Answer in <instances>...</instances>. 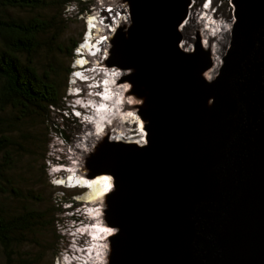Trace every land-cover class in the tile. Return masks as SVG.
<instances>
[{
	"label": "water",
	"instance_id": "95a60500",
	"mask_svg": "<svg viewBox=\"0 0 264 264\" xmlns=\"http://www.w3.org/2000/svg\"><path fill=\"white\" fill-rule=\"evenodd\" d=\"M233 2L217 88L209 55L180 48L189 0L137 4L125 58L107 66L138 68L162 97L148 143H121L102 170L117 189L115 264H264V4Z\"/></svg>",
	"mask_w": 264,
	"mask_h": 264
},
{
	"label": "rangeland",
	"instance_id": "374dc122",
	"mask_svg": "<svg viewBox=\"0 0 264 264\" xmlns=\"http://www.w3.org/2000/svg\"><path fill=\"white\" fill-rule=\"evenodd\" d=\"M48 1L54 3L53 6L48 7L44 11V14L47 16L56 15L60 19L62 34L59 45L55 46L53 50L44 47L40 51L36 64L39 68H46L47 70L54 69V67L61 69L59 84L61 86L62 100L56 110L54 108L50 109L49 120L43 123L40 122V125H37L33 131L30 128L36 124L35 121L29 120L25 123L24 129L30 131H23V134H25L24 138H27V135L31 137L29 141L17 134L9 136L11 141L17 142V146L8 151V153L0 155V165L3 162V156L5 159L11 160L13 166L4 173V177L12 181L11 185L17 192L20 191L21 196L15 197L9 192L3 193L0 195V203L9 212H20L25 207L41 212L48 217L41 224V227L27 234L26 239L13 248L12 252L15 262L27 259L34 264H88L93 256L90 254L92 250L87 251V249L94 238L91 237V233L86 231L95 227L90 225L92 222L103 224L104 221L111 224V229L108 228L109 234L103 237L104 240L109 238L108 240L111 241L113 234L117 236L118 230L112 225L113 211L117 210V189L109 192L106 196L99 197L94 202V205L101 204V202L106 204L108 209L103 211L101 210V205L93 207L94 205L89 206L87 204V197L91 192L90 188L73 187L72 182L66 181L65 183L63 180L73 173H75L73 177H89L92 179L102 174L101 169L107 167L116 151L121 149L120 145L123 142L140 146L146 145L148 143V131L154 123V119H157L156 107L162 97L156 90L151 88V83L149 82H144L142 86H138L135 78L142 75V71L138 68L123 69V71L115 68L116 72L114 73L119 76L113 84V88L117 82L119 91H127L126 100L130 101L129 105L131 108L123 112L126 103L124 100H119L118 103H115L117 106L116 111L115 107L109 108L108 105L104 107L102 106L103 103H99L100 108L98 110L93 106L94 104H89V106L86 104V110L75 114L74 110L78 105L73 102V96L70 94L74 92L73 89H70L71 76L69 75L66 78V75L68 69L72 70L75 61L74 56L76 55L75 52L73 57H71L68 55V51L75 44L78 45L84 41L85 34L89 29L88 16H84L85 11L83 13L82 9L87 8L90 14H99L106 18L105 28H111L109 24H116L114 28L116 31L111 32L112 36L108 35V41L112 44L111 49L113 51L115 49L118 50V53H114L112 60L108 61L106 66L109 67V65L113 66L116 62L113 58L118 57V61L125 58L119 55V50L127 42L132 43L131 33L136 30L132 23V12L135 6L144 0H117L118 4H115L114 0H106V2L103 0H91L88 7L85 3L81 5L73 3L74 0ZM189 1L191 4L184 25L190 22L191 11L197 8L195 17L200 26L196 32L191 33V42L181 34L182 42L180 48L182 52L191 54V52H198V46H200L202 51L211 58L210 63L207 65L210 71H213L218 64L212 58H215V56L219 59L221 58L222 64L216 70L217 73L214 74L212 80H207L208 84L217 88L220 85L222 68L233 40L236 7L233 0ZM261 3L264 4V0H261ZM110 9H113V11L107 13V10ZM222 11L226 13L225 17L219 16ZM213 16H217L223 22L222 30L221 28L210 29L209 22L215 21L211 20ZM120 18H123V21ZM92 24H94V21ZM227 29L231 30L230 36L229 34L225 35L226 31H228ZM105 46L108 47V45ZM88 48L92 49L90 46ZM211 49H214L213 54ZM124 72H126L125 76H123ZM103 76L105 77V75ZM120 85L126 88L120 89ZM79 86L83 88V92L86 91V86L81 84ZM90 97L93 98V96ZM133 97L138 98L137 106L139 109L133 108ZM112 98L106 101H111L113 100ZM90 102H93V100ZM102 109H107L105 116L101 115ZM0 115L5 120H8L11 112L8 109L4 113H0ZM132 117L134 119L131 121L129 130L133 131H127L129 132L128 135H124V133L115 134V132H118L116 131L115 122L118 120L123 123L126 119L128 120ZM135 122L137 123L135 124ZM88 124L94 127L95 131L91 133H93V138L96 140L93 144L81 145V148L86 150L87 154L91 153L92 155L83 157L75 150V144ZM55 128L62 131L63 134H57L54 131ZM35 135L41 140L40 142L32 139ZM140 140H144V143H140ZM59 163L62 167L57 166ZM59 172H61L59 175L61 181H56L55 177L58 176L57 173ZM111 178L113 180V177ZM2 187L5 186L2 185ZM10 189L8 188L7 191H10ZM93 211H96V213H93ZM103 216L105 220L101 218ZM112 242L115 248L114 240ZM116 259L117 251L115 248L107 261L109 264H115ZM99 260L98 263L102 262L103 258L101 257ZM6 263V254L0 249V264Z\"/></svg>",
	"mask_w": 264,
	"mask_h": 264
},
{
	"label": "trees",
	"instance_id": "16d2710c",
	"mask_svg": "<svg viewBox=\"0 0 264 264\" xmlns=\"http://www.w3.org/2000/svg\"><path fill=\"white\" fill-rule=\"evenodd\" d=\"M90 2L73 1L80 5L85 3L87 7ZM53 3L48 0H0V113L8 109L11 112L8 120L0 115V155L17 146V142L11 141V134L24 138L23 131H33L40 122L48 121L50 109L56 110L61 103V69L54 67L47 70L36 64L37 56L44 47L53 50L60 42V19L56 15L44 14ZM84 11L87 13L88 9H82ZM78 45L68 51L69 56L73 57ZM72 72L68 69L66 78ZM29 120L36 124L30 130L24 129ZM54 131L63 134L57 128ZM30 138L27 135L24 139L29 141ZM32 139L41 141L36 135ZM12 166L11 160L3 156L0 195L9 192L20 197V191L17 192L11 185L12 181L4 177ZM8 188H11L10 191H7ZM47 219V215L25 207L20 212H9L0 203V249L6 254V264H34L27 259L15 262L12 250Z\"/></svg>",
	"mask_w": 264,
	"mask_h": 264
},
{
	"label": "bare ground",
	"instance_id": "6f19581e",
	"mask_svg": "<svg viewBox=\"0 0 264 264\" xmlns=\"http://www.w3.org/2000/svg\"><path fill=\"white\" fill-rule=\"evenodd\" d=\"M103 1L106 2V0H103ZM114 2H115V4H118L117 0H114ZM196 11H197V8H194L191 11V15H190V19H189L190 22H187L185 25L183 23L182 26L179 27V32H181L186 37V39L189 42L192 41L191 37H190L191 33L192 32H196L198 30L199 26H200V23H198L196 21V17H195ZM123 12H124V9H123ZM225 14L226 13L224 11H222V12H220L219 16L220 17H225ZM208 17H209V15H208ZM219 19L220 18H217V16H213L211 18V20H215V21H213V22L210 21L209 22L210 29H213V28H221V30L223 29V25H222L223 22L221 20H219ZM120 20L123 21V18H120ZM117 22H119V21H117ZM115 25L116 24H114V23L112 25H110L113 28H109V27L105 28L104 27V33H106V35H109L111 32L115 31V29H114L116 27ZM227 30L228 31H226L225 35L229 34V36H230L231 30H229V29H227ZM221 33H222V31H221ZM213 52H214V49H211V53L212 54H213ZM215 54H217V52H215ZM212 59L215 60L218 64H217V67L213 71L208 70V68H207V70H205V72L203 74V77L206 79V81L207 80L210 81V80L213 79L214 74L217 73L216 70H218L220 68L221 64H222V62L220 61L221 58L219 59L217 56H215V58H212ZM114 72H116V71L115 70H108L107 68H104V72L102 73V75H105V78H106L107 82L110 84L109 85L110 99L113 97L112 98L113 100H111V101L108 100V101L104 102V104H105L104 107H107V105L109 106V108L115 107V111H116L117 106H116L115 103H118L119 100H124L126 104L124 106L125 109H124L123 112H126V109H130L131 108L130 105H129L130 101L126 100L127 91L126 92L119 91V89H117L118 88L117 82H116L115 87L113 88V84L115 83L116 79L119 76V75L115 74ZM125 74H126V72L123 73V76H125ZM121 88H126V87L120 85V89ZM116 90H117V92H116ZM127 95H128V93H127ZM107 99H109V98H107ZM132 100L134 102L133 108L134 109H137V108L139 109V107L137 106L138 105V103H137L138 102V98L137 97H133ZM110 102H112V104L109 105ZM211 104H212V99H210V101H209V105H211ZM106 110L107 109H102V111H101L102 112L101 113L102 116H105V114L107 112ZM133 119H134L133 117L129 118L128 120L126 119V121L123 122V123L121 121L119 122L117 120L115 123H116V127H117L116 131H118V132H115V134H117V133L118 134L119 133L123 134L124 133V135H128L129 132H127V131H133V130H129V127H131V121H133ZM136 123L137 122H135V124ZM140 123H142V122L140 121ZM94 131H95L94 127L91 124H88L86 129L81 133L82 135L76 140L75 150L77 151L78 154H81L83 157L92 156L91 153L87 154V151L82 149L81 145L86 146V144H88V143L90 145V144H93L95 142L96 139L93 138V133H91V132H94ZM87 132H89V133H87ZM139 142L140 143H144V140H140ZM101 170H103V169H101ZM71 181H74V180L72 179ZM77 182H78L79 185L88 186L91 189V192L89 193V196L87 197V199H88L87 204H89V206H93L94 202L96 200H98L99 197L104 196V195L106 196V195H108L109 192H112L115 189V188H113L114 187V182H113L111 176L108 175V174H105V173L99 174V175H97V177L95 176V178H93V179L92 178L89 179V177L88 178L85 177V178H83L81 180H77ZM99 205L102 206L101 210H103V211H106L108 209L106 204H104L102 202H101V204L100 203L99 204H95L93 207H97ZM93 213H96V211H93ZM101 218L104 219V216L101 217ZM94 224L95 223L92 222L90 225L93 226ZM97 227H98L97 228L98 230H96V231L91 229V228L87 229V231H86L87 233H94V235H91V237L94 238V239L90 243L89 248L87 249V251L92 250V251H90V254L93 256L92 260H90L88 262V264H109V262L107 261L108 257L111 256V252H114V250H115V248L113 246L114 244L112 242L113 239L111 241L108 240L109 238L106 239V240L103 239V240H100V241H97L96 239L98 238V236H99L98 233H100V232H101L102 236H104V237L107 236L109 234V229H111L110 228L111 224L110 223L109 224L105 223L103 221V224H101L99 222L97 224ZM90 254H89V256H90ZM101 257L103 258V260H102V262L98 263L100 261L99 259Z\"/></svg>",
	"mask_w": 264,
	"mask_h": 264
},
{
	"label": "clouds",
	"instance_id": "9594fccd",
	"mask_svg": "<svg viewBox=\"0 0 264 264\" xmlns=\"http://www.w3.org/2000/svg\"><path fill=\"white\" fill-rule=\"evenodd\" d=\"M110 10L111 11L107 10V13H110L113 11V9H110ZM85 15L88 16L87 20L89 24V29L85 34L84 41L78 45L79 47L75 51L76 52V55L74 58L75 61L73 63V68H72L73 72L71 74L72 83H71L70 89H73L74 92H71L70 94L73 96V102H75L76 105H78V107L74 110L75 114L81 113V111L86 110L85 108L86 104H88L89 106L88 102H90V100H93L97 104L99 103L104 104V102L107 100V98L103 100L100 97L98 98V95L93 96L91 95V92H90L94 88L93 86H96V85L100 86L99 88L95 89L96 92L99 93V92L104 91V88L101 87V82L103 80H106V78L102 75V73L104 72V68L108 69L106 65H107V59L109 58L108 49L110 48V44L108 41L109 36L106 34H103L106 18H104L102 15H99V14L98 15L90 14L88 11L87 13L84 14V16ZM93 21H94V24H92ZM101 33L102 35L100 36ZM109 35L111 36V33ZM88 40L94 44H87ZM105 45H108V47H106ZM88 46H90L92 49L88 48ZM90 58L92 61L90 60ZM93 60H96V61H93ZM109 70H114V69H109ZM78 71L80 72V74H77ZM80 84L87 87L85 92L82 91L83 88L79 86ZM90 96H93V98ZM57 166L62 167L60 163ZM60 173L61 172L57 173L58 176L55 177L56 181L61 180L59 177ZM70 175L72 176V178H74L73 180L75 181V183H77L76 182L77 180L83 179V177L81 178H79L78 176L73 177L75 173L70 174ZM77 185L78 186L76 187L78 188L89 189L88 186H82L79 184ZM98 223L99 222L97 223L95 222L93 226L97 225ZM93 229L95 231L98 230L95 228ZM98 234L99 236L96 240L97 241L103 240L104 236L101 235V232ZM91 235H94V233H91Z\"/></svg>",
	"mask_w": 264,
	"mask_h": 264
}]
</instances>
